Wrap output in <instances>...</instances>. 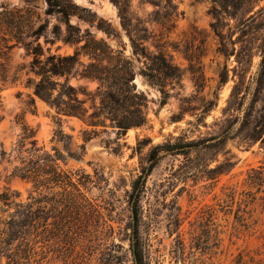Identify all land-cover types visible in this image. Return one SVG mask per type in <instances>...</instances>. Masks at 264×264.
Instances as JSON below:
<instances>
[{
  "label": "rangeland",
  "instance_id": "obj_1",
  "mask_svg": "<svg viewBox=\"0 0 264 264\" xmlns=\"http://www.w3.org/2000/svg\"><path fill=\"white\" fill-rule=\"evenodd\" d=\"M72 1L98 17L92 24L91 12L77 11L70 24L128 57L132 43L115 1L130 4L134 24L149 30L145 45L154 51L163 46L182 77L161 105L159 87L138 75L136 83L150 99L149 123L119 134L108 121L87 140L94 127L67 116L59 124L56 110L27 84L40 79L30 71L34 55L27 44L40 43L45 59L74 54L85 43L63 40L68 24L58 11L71 0H52L53 12L49 0H0V35L15 28L22 36L10 54L20 80L5 88L0 105V193L10 189L23 203L38 196L33 183L11 176L36 140L43 151L62 154L60 165L74 174L85 200L84 207L68 210L60 202L62 188L43 192L57 194L58 201L42 203L48 219L41 220L30 258L20 264H136V248L143 264H264V185L250 184L252 169L264 166V0ZM100 18L117 36L97 27ZM81 59L89 62L86 55ZM70 83L90 91L99 86L78 77ZM7 123L13 125L8 134ZM23 125L35 136L19 150ZM220 136L226 140H211ZM169 141L202 143L160 160L136 210L133 183L150 165L151 150ZM3 151L12 154L4 157ZM83 174L88 178L80 183ZM15 212L16 205L0 201V230ZM9 261L0 255V264Z\"/></svg>",
  "mask_w": 264,
  "mask_h": 264
},
{
  "label": "trees",
  "instance_id": "obj_2",
  "mask_svg": "<svg viewBox=\"0 0 264 264\" xmlns=\"http://www.w3.org/2000/svg\"><path fill=\"white\" fill-rule=\"evenodd\" d=\"M50 1V12H53L56 4ZM119 8V15L123 27L127 31L133 48V56L128 57L123 50L114 49L104 40H97L89 30L82 34L80 28L70 24V17L77 11L91 12L94 23L98 17L95 12L88 8H83L71 0V6H62L59 13L63 15L68 30L63 40L66 43L79 45L74 54L60 55L49 54L45 59L44 49L40 43L35 46L27 44V49L34 55L31 62V70L40 79H28V85L33 86L35 94L46 101L56 110L58 123L62 125L63 117H77L86 124L94 127L91 132H87V140L93 135H98L97 128L107 127L108 121L119 134H126L132 128H142L149 123L148 105L150 102L147 92L138 87L136 78L138 75L144 77L149 83L159 87L162 92L161 105H165L171 97L169 86L174 87L179 84L182 77V69L175 65L168 57V53L163 46L157 51L151 50L145 45L148 41V28H140V23L134 24V17L129 12L130 4L127 2L115 1ZM83 18V16H81ZM105 23V24H104ZM97 27L104 30L109 36H117L116 30L108 21L100 18ZM8 30L0 35V105L2 103V92L9 85L16 84L20 80L19 70L12 73L10 67L11 51L21 42L22 36L19 32ZM144 32V34H143ZM36 40L40 34L36 32ZM16 39L17 43L12 44ZM89 57V62L82 61L81 56ZM136 61L143 65L137 68ZM264 66V57L262 59ZM71 77L84 78L97 81L99 86L95 91L88 90L87 87H76L70 83ZM84 95V97H82ZM89 101L91 105L89 106ZM22 140L19 150L24 146V142L35 136L33 129L23 125ZM59 137H67L64 130H59ZM211 140L224 141L226 136L212 138ZM204 142V141H203ZM202 142H167L155 146L149 155L150 165L143 169V173L133 183L132 200L137 210L140 197L144 191L146 180L153 172L160 160L167 154H184L192 147L198 146ZM32 147L28 149V155L21 158V165L14 168L12 177H19L22 180L33 183L34 191L37 195L31 194L27 203L16 202L14 194L7 189L0 193V201L5 205H16V212L10 215V219L2 222L4 228L0 230V255H5L9 262L20 264L23 259L30 258V253L34 249V240L39 236L41 220L48 219L47 205L42 208L44 200L58 201L49 195L43 196V192H53L56 188L63 189L61 199L65 207L69 210L72 207L80 209L85 206V200L81 198L80 187L73 180V173L65 171L59 160L62 154H55L43 151L37 147V141L31 140ZM84 148V147H83ZM6 157L12 153L3 151ZM79 158L78 155L72 154ZM82 178H88L83 174L79 178L80 183H84ZM250 184L264 185V166L252 169L250 174ZM79 192V193H78ZM46 226L47 223H46ZM35 237V238H34ZM18 245L15 246V244ZM36 243V242H35ZM138 258V264H143L139 256L138 249H134Z\"/></svg>",
  "mask_w": 264,
  "mask_h": 264
},
{
  "label": "water",
  "instance_id": "obj_3",
  "mask_svg": "<svg viewBox=\"0 0 264 264\" xmlns=\"http://www.w3.org/2000/svg\"><path fill=\"white\" fill-rule=\"evenodd\" d=\"M12 129H13V125L10 124V123H7V124L4 126L3 131H4L6 134H8V133H10V132L12 131ZM134 248H135V244H134ZM135 250H136V249H135ZM135 258H136V264H138L139 262H138V258H137L136 253H135Z\"/></svg>",
  "mask_w": 264,
  "mask_h": 264
},
{
  "label": "bare ground",
  "instance_id": "obj_4",
  "mask_svg": "<svg viewBox=\"0 0 264 264\" xmlns=\"http://www.w3.org/2000/svg\"><path fill=\"white\" fill-rule=\"evenodd\" d=\"M112 12H113V10L109 7V9H108V13H109V14H112Z\"/></svg>",
  "mask_w": 264,
  "mask_h": 264
}]
</instances>
